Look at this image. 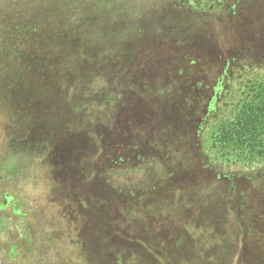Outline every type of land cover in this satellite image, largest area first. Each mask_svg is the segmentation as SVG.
<instances>
[{"label":"rangeland","instance_id":"374dc122","mask_svg":"<svg viewBox=\"0 0 264 264\" xmlns=\"http://www.w3.org/2000/svg\"><path fill=\"white\" fill-rule=\"evenodd\" d=\"M140 2V15L130 28L105 26L92 35L70 31L84 23L82 12L75 16L77 21L69 19L72 27L67 30L54 10H38L30 20L16 10H0V198H19L21 212L13 213L12 204L0 211V235L23 233L29 238L31 213L42 207L47 219L48 208L60 211L71 234L85 231L95 199L110 214L104 239L114 264H264V160H241L242 148L235 145L242 130L232 124L234 119L221 123L220 130L211 126L212 119L201 122L224 70L231 66L229 55L246 51L254 60L264 56V0L226 1L228 10L221 18L217 12L179 10L159 0ZM128 9L120 5V10ZM236 24L258 35L261 45L256 51L232 43ZM23 28L35 35L20 42L16 34ZM175 89L178 93L172 94ZM157 93L172 94L182 105L187 98L195 105L196 115L187 122L185 134L192 162L199 163L203 150H227L231 159L238 155L249 172L214 167L146 193V180L156 178L148 173L155 172V164L171 171L166 152L170 138L162 140L161 130L180 122L173 108L157 109ZM244 97L241 105L249 102ZM122 104L128 113L114 119ZM85 116L92 121L86 123ZM243 137L250 138L246 133ZM142 148L147 150L144 159L135 157L129 164L128 156ZM12 151H29L35 162L15 171L17 155L8 158ZM108 158L120 160L115 169L104 168ZM38 162L44 172H38ZM227 176L237 180L234 189L244 199L237 216L228 207ZM112 183L136 193L106 190ZM146 205L154 209L145 213L141 209ZM194 207L213 224L211 231L191 216ZM46 233L51 240L40 263L76 264L71 238L57 237L52 228Z\"/></svg>","mask_w":264,"mask_h":264},{"label":"trees","instance_id":"16d2710c","mask_svg":"<svg viewBox=\"0 0 264 264\" xmlns=\"http://www.w3.org/2000/svg\"><path fill=\"white\" fill-rule=\"evenodd\" d=\"M159 1L179 10H181L182 7H185L189 9L191 8L192 11L197 12H217V17L221 18L225 17V13L228 10H225V2H228L229 0ZM121 4L128 5L129 9L120 10ZM86 6H89L92 10H82L83 8L85 9ZM28 7H35V10H28ZM98 7L99 10H96ZM138 8L141 9L140 0H13L11 2H8V0H0V10H16L18 14L29 20L37 17V15L33 14L34 12H38V10H54L52 12L58 15V18L61 21L65 22L64 25L67 30L72 27L68 26L69 19H75L76 15L79 14L82 16L83 13L84 23L79 25L77 30L74 29L70 31H76L77 33L78 31L83 30L86 32V35L87 33L92 35L97 28L105 26L107 28H111L112 26H122L126 29L130 28L134 25V21L140 15V10H138ZM24 11L25 15H23ZM80 12L82 13L80 14ZM238 18L239 17H237L236 20ZM238 24H240V22ZM238 24H236L235 28L231 32L234 34H230V38L233 40L232 43L234 45L240 43V46L250 45L256 51V48L261 45L260 41L257 40L258 35L255 31L246 33L245 28ZM28 34L29 31L23 28L22 31L17 32L16 37L20 42H23L28 38L31 39L35 35L34 33H31L30 35ZM1 39L2 38L0 37V40ZM245 39L248 42L247 44L244 43ZM33 40L35 41L36 38H33ZM37 42L38 41H35V43ZM52 43V45H56V40L54 39ZM247 55L248 53L246 51L237 52L234 56L229 55L230 58H228L227 61L231 59V66L234 65V67L231 68L230 66L227 71L224 70L217 91L209 99L204 113V120H206V118L212 119L214 123H212L211 126L215 130H220L221 123L228 121V118L234 119L235 122H232V124H237L242 130V133L239 134L240 140L236 143L235 147L239 149L242 148L241 154H243V157L241 160H249L248 162L252 164L254 162L251 161L264 160V137H261L264 136V77L260 76L264 74V56H257L260 58H255L254 60V58H247ZM171 93L176 94L178 92L175 89ZM172 94L167 95L157 93L155 104L158 106V110L169 111L173 108L180 118V122L177 127H168V130H161L163 134L162 140L170 138L169 141H167L166 152L169 153L168 156L171 171L165 172L166 170L164 166L158 163L155 164V172L148 173L152 175L150 176L151 178H156L154 181L146 180L145 184L149 185V188L147 191L145 189L140 191H146V193H157V191L162 189L161 185L163 183L165 185L166 182H173L181 177H193L197 172H206V170L212 171L214 167L223 166V168L226 169V172H229L230 168L235 169V172H249L246 171V168L248 167L245 168L244 164L240 162L238 155L233 156L231 159L232 154H229L227 150L223 153H217L216 151L209 150L211 152L210 153L207 150H203L201 153L202 158L199 163L197 161L192 162L193 153L190 151L192 147L187 142L188 136H185V134L187 135L188 133L186 128L187 122L194 119L196 115V109L193 107L195 105L187 98L185 99V104H179L172 98ZM247 94L251 95L249 99L246 96ZM243 96H245V100H249V102L245 105L240 104ZM156 97L152 95L151 98ZM134 99V102H137L138 97L136 96ZM133 105L134 103L132 106ZM123 107L124 105L122 104L120 109L116 108V116L114 119H117L120 113H128L129 109ZM111 116H113V113ZM85 117L86 123L92 121L90 117ZM125 123H127V121ZM102 124L105 126L107 123L105 124L104 120L102 121ZM245 133L250 136L249 140L243 137V134ZM178 143L181 145L178 146ZM145 149L136 155L128 156V163L133 165L136 159H144V153H147V150ZM32 154L33 153L29 151L27 153L20 151L18 154L17 152L12 151L8 152V158L10 157L12 159L14 155H17V159H14L16 161L14 168L17 169L15 171H19L18 169L24 170L35 162V157L33 158L34 155L31 156ZM106 162L107 164H104L106 165L104 168L113 170L117 166L118 162L120 163V160L115 161L113 158H108L106 159ZM44 167L45 166H43L41 162L37 163L36 168L41 170H38L39 173L44 172ZM217 170L218 169L216 168L213 172H218ZM114 173L116 174V172ZM250 177L251 176H249V178ZM125 178H128V176H125ZM226 179L229 186L226 187L227 196L229 197L227 198L228 207L232 214L237 216L236 212L243 209L244 199L242 197V192L234 189L237 185V180L235 178L227 176ZM158 182H160V184ZM113 188H115V190L119 188L117 193L122 195L136 193L133 192L134 188L127 189L123 187L122 184L117 185L116 183H112V185L105 186L106 190H112ZM75 191L76 190H73V192ZM67 194L70 195L69 197L72 196L71 189H68ZM203 194L204 193H202V195ZM18 201L19 198L17 197L4 194V200L0 198V211L4 210V208L9 204H12L13 213L21 214L19 207H17L19 205ZM101 205V202L94 199L91 203V207L94 209L88 212V227L85 228V231L83 229L79 232L78 230H75L72 234L69 232L70 229L63 220L64 218L60 211L53 212V210L48 208L49 214L51 213L50 219H47L41 213V211L45 213L47 212L46 207H42L38 213L36 211L32 212L31 215L34 218V224H36L35 226L34 224L29 226V238H27L23 233H17L14 237L10 236V238H8L9 236L3 237L0 235V264H41L40 260L44 258V255L48 254L49 240H51L46 233L47 228H52L54 233L57 232V237L61 236L71 238L70 242L73 247L72 257L76 259V264H81L83 261L82 258H85L88 261V264H114L113 255H111L109 249L106 247L104 239V234L108 231L107 225L111 223V218L109 217L110 214H107L104 211L105 208L103 209ZM152 209H154L152 206L146 205L141 210L146 213L147 211H152ZM191 210V216L197 218L196 220H198L203 226H207L208 231H211L210 229L211 227L213 228V224H210V221L206 219L204 213L200 212L197 207H194ZM135 220L133 217V223ZM135 222H137V220ZM254 224V221L251 222V225ZM240 229L243 230L242 225L240 226ZM209 236L210 235H208V237ZM208 237L205 236L206 239H208ZM27 239L29 240L28 245H26L25 242ZM119 239H121V242L123 243L126 242L125 238ZM24 259L26 260L24 261Z\"/></svg>","mask_w":264,"mask_h":264},{"label":"flooded vegetation","instance_id":"af4514ba","mask_svg":"<svg viewBox=\"0 0 264 264\" xmlns=\"http://www.w3.org/2000/svg\"><path fill=\"white\" fill-rule=\"evenodd\" d=\"M209 90V91H208ZM207 91H208V94H210V89H207ZM212 91V90H211ZM207 117V116H206ZM205 119V114H204V116H203V118L201 119V122H203V124L205 123V121L207 120V118H206V120H204Z\"/></svg>","mask_w":264,"mask_h":264}]
</instances>
